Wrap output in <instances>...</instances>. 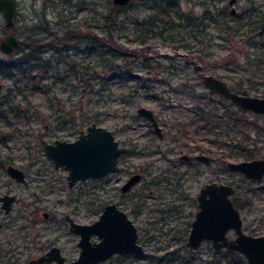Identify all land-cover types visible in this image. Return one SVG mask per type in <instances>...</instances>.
Returning a JSON list of instances; mask_svg holds the SVG:
<instances>
[{"label": "rangeland", "instance_id": "obj_1", "mask_svg": "<svg viewBox=\"0 0 264 264\" xmlns=\"http://www.w3.org/2000/svg\"><path fill=\"white\" fill-rule=\"evenodd\" d=\"M263 19L264 0H132L122 7L113 0L21 2L15 32L24 43L35 38L47 44L24 59L17 58L23 47L0 51V133L6 134L0 139V194L17 196L8 213L0 203V264H30L53 245L66 260L50 264H71L81 247L67 215L92 222L108 202L127 211L145 250L99 264H249L237 252L216 250L209 239L199 248L188 242L199 188L212 180L235 185L232 197L244 226L264 233V177L229 170L225 161L238 155L221 159L239 150L236 143L256 140L264 156V132L253 126L251 138L241 141L245 121L233 130L227 123L214 131L202 127L198 107L221 116L227 101L205 95L194 64L236 90L264 96ZM5 22L0 11V39ZM71 34L75 39L66 48L54 40ZM140 105L154 109L164 137L137 113ZM92 122L112 129L129 151L119 171L71 186L68 169L55 166L44 144L74 139ZM256 124L264 130V116ZM194 147L212 149L208 153L219 160L209 166L179 159L198 151ZM9 162L26 170L25 182L10 176ZM132 172L142 178L123 192Z\"/></svg>", "mask_w": 264, "mask_h": 264}, {"label": "water", "instance_id": "obj_2", "mask_svg": "<svg viewBox=\"0 0 264 264\" xmlns=\"http://www.w3.org/2000/svg\"><path fill=\"white\" fill-rule=\"evenodd\" d=\"M115 4L125 5L132 0H113ZM236 0H230L233 4ZM18 0H0V11L7 24H11L16 16ZM235 7H233V10ZM264 34V20L258 30ZM21 38L14 33L6 34L0 41V48L10 52L20 46ZM201 68L200 64L195 66ZM205 86L233 101L245 110L264 114V96L253 95L231 89L228 83L213 74H203ZM2 83L0 81V90ZM137 113L152 122L153 128L159 137L163 130L153 108L140 105ZM45 153L51 157L55 166L68 169V181L73 185L77 180L89 177H101L119 169V157L127 152L121 146L113 131L103 125L92 123L87 131L75 140L55 139L44 145ZM181 158H190L189 154H182ZM195 157L211 163L213 156L207 153L196 154ZM226 167L231 171H240L248 178L260 179L264 177V156L250 159L227 160ZM7 171L13 177L24 180L25 171L13 163L7 164ZM141 177L140 173L132 175L123 185L127 190ZM236 187L232 183L210 181L205 183L198 194V210L192 221L189 234V243L198 248L205 239L211 240L215 249L239 250L248 257L250 264H264V234H249L243 229V218L240 209L232 199ZM6 211L11 209L15 200L14 194L0 196ZM70 228L80 234L78 244L81 247L79 256L72 264H98L110 258L115 253H143L144 246L138 242V229L127 212L118 207L116 202L107 203L99 217L90 223L75 221L68 217ZM233 229L235 236L230 237L228 232ZM95 234L99 239L92 240ZM56 260L63 263L65 257L58 246H53L45 254L31 259L30 264H50Z\"/></svg>", "mask_w": 264, "mask_h": 264}, {"label": "flooded vegetation", "instance_id": "obj_3", "mask_svg": "<svg viewBox=\"0 0 264 264\" xmlns=\"http://www.w3.org/2000/svg\"><path fill=\"white\" fill-rule=\"evenodd\" d=\"M23 1H25V0H18V6H19V4L21 3V2H23ZM33 3H36V1L37 0H31ZM47 1H49V0H47ZM236 2V1H235ZM234 2V3H235ZM48 3V2H47ZM131 3V2H130ZM233 3V4H234ZM128 4V3H127ZM127 4H125V5H127ZM123 5V4H122ZM234 7V6H233ZM17 10H18V8H17ZM231 11H232V13H235V11H236V8L233 10V8H231ZM16 15H17V13H16ZM16 17V16H15ZM14 20H15V18H14ZM13 20V21H14ZM264 20V19H263ZM263 22V21H262ZM6 23V22H5ZM13 23V22H12ZM12 23L11 24H7L6 23V26L4 27V35H3V37L6 35V34H8V33H14V34H16L17 36H19L16 32H15V30H14V28H13V25H12ZM206 24L208 23V22H205ZM205 24V25H206ZM7 26H10L9 28H7ZM231 29V28H230ZM2 37V38H3ZM20 37V36H19ZM79 37H81V36H78V38ZM2 38L0 39V41L2 40ZM21 38V37H20ZM69 40V41H65V40ZM71 39L73 40V39H75V35H73V34H71V36H65V37H57V38H54V40H56L57 42L58 41H64L65 42V48L67 47V46H69L68 44L70 43V41H71ZM40 41V40H39ZM38 40H36L35 38H28V40L26 41V43H24V41H23V39L21 38V41H20V46L19 47H17V48H14L12 51H10V52H5V51H3L1 48H0V51H2L3 53H5V54H7V53H12V52H14V51H16L17 49H20L21 47H23L22 48V52H23V54H22V56H19V57H17L18 59H24L25 57H27L26 55H31L34 51V49H37V51H41V50H43V48L45 47V45L47 44V43H42V42H39ZM53 42V41H52ZM24 44L26 45V46H24ZM86 47H88L87 45H85ZM28 49L29 50H31L32 52H28ZM191 63H194V60H192L191 61ZM199 64V63H198ZM197 65V63L196 64H194V68L198 71V75H199V78H200V80L202 81V84L205 86V84H204V82H203V74H206L207 72H202V70H203V68H202V65H201V68H199V69H197L195 66ZM210 74H212V73H210ZM214 75V74H213ZM216 76V75H215ZM218 77V76H217ZM221 78V77H220ZM223 79V78H222ZM225 80V79H224ZM226 81V80H225ZM227 82V81H226ZM1 83H2V81H1ZM228 83V82H227ZM228 85L230 86V84L228 83ZM2 86H3V83H2ZM206 88H207V91H206V93H205V95L208 97V98H212V99H215V97H216V99L215 100H218V99H225V101H231L230 99H228V98H226V97H224L222 94H220V93H217V92H215L214 90H212L211 88H208L207 86H205ZM231 87V86H230ZM1 89H2V87H1ZM231 89H233V90H235V91H239V92H245V90H243V91H240V90H236V89H234V88H232L231 87ZM1 91V90H0ZM247 93V92H246ZM254 95V94H253ZM261 96V95H260ZM218 98V99H217ZM233 104H235L233 101H231ZM240 107V106H239ZM247 111H251V110H247ZM254 112V111H253ZM156 114V113H155ZM259 114H262V113H259ZM157 116V115H156ZM145 118V117H144ZM147 119V118H146ZM158 119V118H157ZM148 120V119H147ZM150 123H151V125H152V122L150 121V120H148ZM158 121H159V119H158ZM92 123H94V122H92ZM91 123V124H92ZM96 123V122H95ZM91 124H88L87 126H86V128L85 129H81V131H80V133L74 138V139H71V140H75L76 138H78V136L81 134V132H83V131H87V127L89 126V125H91ZM159 124H160V122H159ZM161 125V124H160ZM204 125H202V127H203ZM161 127H162V125H161ZM152 128H153V125H152ZM112 130V129H111ZM153 130H154V128H153ZM162 130H163V127H162ZM214 131V130H213ZM1 132V131H0ZM154 132L156 133V131L154 130ZM114 133V132H113ZM218 133V132H217ZM157 134V133H156ZM157 136L159 137V135L157 134ZM5 138L6 137V134H3L2 135V133H0V139H2V138ZM116 137V136H115ZM162 137H164V130H163V136ZM162 137H160V138H162ZM55 139H62V138H55ZM54 139V140H55ZM54 140L53 141H51V142H54ZM65 140H67V139H65ZM213 140V143H215V136H214V138L212 139ZM46 143H48V142H46ZM119 143H120V141H119ZM45 145V144H44ZM120 145H121V143H120ZM121 146H125L126 148H127V152L129 151V147H128V145H121ZM194 148H196L198 151H196V152H192V153H186V152H184V153H182V154H189L191 157L190 158H181L180 156L182 155V154H180L179 155V159H181V160H184L185 162H187V163H189L190 165H193V164H197V163H199V162H201V163H204V164H207V165H209V166H211L212 164H213V162H216V160H219V156H215V155H213V154H209L208 152H210V151H212V149H210V148H205V149H202V148H200V147H194ZM127 152H125V153H127ZM125 153H123V154H125ZM199 153H207V154H209V155H211V156H213L214 157V159L212 160V162L211 163H207V162H204V161H202V160H199V159H197L196 157H195V155L196 154H199ZM122 154V155H123ZM121 155V156H122ZM120 156V157H121ZM120 157H119V159H120ZM52 159V158H51ZM241 159H246V158H241ZM53 160V159H52ZM231 160H233V159H231ZM237 160H239V159H237ZM120 161V160H119ZM119 161H118V165H119V169L117 170V171H119L120 170V164H119ZM227 161V160H226ZM226 161H225V163H226ZM54 162V161H53ZM9 163H12V162H9ZM13 164H15V163H13ZM55 164V163H54ZM16 165V164H15ZM19 166V165H18ZM57 167V166H56ZM59 167V166H58ZM22 168V167H21ZM65 168V167H64ZM6 169H7V165H6ZM24 169V168H23ZM24 171H25V173H26V175H25V179L24 180H20V179H17V178H15V177H13L11 174H10V176L11 177H13V178H15L16 180H18V181H26L27 180V172H26V170L24 169ZM115 172V171H114ZM201 172V169H199L198 171H197V173H200ZM112 173V172H111ZM136 173H140L141 174V177H140V179L142 178V173L141 172H132V174L124 181V183L132 176V175H134V174H136ZM110 174V173H109ZM68 175V174H67ZM108 175V174H107ZM106 176V175H105ZM68 178V177H67ZM248 178V177H247ZM139 179V180H140ZM249 179H254V178H249ZM261 179V178H260ZM80 180V179H79ZM79 180H77V181H79ZM138 180V181H139ZM76 181V182H77ZM138 181H136L135 183H137ZM213 181V180H212ZM216 181H219V180H216ZM75 182V183H76ZM208 182H210V181H208ZM68 183H69V181H68ZM74 183V184H75ZM123 183V184H124ZM135 183H133L127 190H123L122 189V185H121V189H122V191L123 192H127V191H129L131 188H132V186H134V184ZM205 183H207V182H205ZM204 183V184H205ZM229 183V182H228ZM73 184V185H74ZM203 184V185H204ZM233 184V183H232ZM70 185V184H69ZM203 185H201V187L203 186ZM72 186V185H71ZM200 187V188H201ZM200 188H199V192H200ZM236 191V190H235ZM199 192H198V194H199ZM5 194H13V193H7V192H5V193H3V194H0V196H2V195H5ZM198 194H197V197H198ZM15 195V194H14ZM16 198H17V196L15 195V200H16ZM232 199H233V197H232ZM15 200L11 203V209H12V207H13V204H14V202H15ZM197 200H198V198H197ZM234 201V200H233ZM3 200L2 199H0V203H1V205H2V207L4 208V210H5V212L6 213H8V212H10L11 211V209L9 210V211H6V209H5V207L3 206ZM109 203V202H108ZM117 203V202H116ZM235 203V202H234ZM107 204V203H106ZM105 204V205H106ZM104 205V206H105ZM117 205H118V203H117ZM237 206V205H236ZM118 207H120L119 205H118ZM104 208V207H103ZM120 208H122V207H120ZM239 208V207H238ZM123 209V208H122ZM240 209V208H239ZM125 210V209H124ZM198 210V209H197ZM102 211H103V209H102ZM101 211V212H102ZM126 211V210H125ZM241 211V210H240ZM127 212V211H126ZM197 212V211H196ZM128 214V213H127ZM196 214V213H195ZM100 215V214H99ZM242 215V214H241ZM128 216H129V214H128ZM68 217H71V216H69V215H67V218ZM99 217V216H98ZM97 217V218H98ZM130 217V216H129ZM73 218V217H72ZM96 218V219H97ZM195 218V217H194ZM193 218V219H194ZM243 218V217H242ZM69 219V218H68ZM74 219V218H73ZM193 219H192V221H193ZM75 220V219H74ZM95 220V219H94ZM76 221V220H75ZM192 221H191V227H192ZM70 222V221H69ZM78 222V221H77ZM82 223H90V222H82ZM135 223V222H134ZM0 225H1V220H0ZM137 226V225H136ZM137 229H138V227H137ZM243 229L247 232V233H249V234H254V235H260V234H264L263 232H260V233H258V232H255L254 230L255 229H253L252 227H249V226H244V221H243ZM72 230V229H71ZM191 230V229H190ZM73 231V230H72ZM75 232V231H74ZM190 234V233H189ZM80 235V234H79ZM228 235L230 236V237H234L235 236V231L233 230V229H231L229 232H228ZM93 236H95V238L96 239H93V238H91L92 240H97V239H99L98 238V236L97 235H95V234H93L92 235V237ZM80 239V238H79ZM206 240V239H205ZM140 240H139V230H138V242H139ZM188 242H189V236H188ZM139 243H141V242H139ZM203 243V242H202ZM142 244V243H141ZM190 244V243H189ZM143 245V244H142ZM202 245V244H201ZM200 245V246H201ZM53 246H57V245H53ZM53 246H51L50 248H52ZM80 246V245H79ZM144 246V245H143ZM59 247V246H58ZM192 247V246H191ZM50 248L48 249V250H50ZM199 248V247H198ZM59 249H60V247H59ZM47 250V251H48ZM145 250V249H144ZM217 250V249H216ZM218 250H222L223 252H228V251H234V252H237V253H239L240 254V258L242 259V260H244V261H247L248 263H249V260H248V257L245 255V254H243L242 252H240L239 250H228V249H226V248H222V249H218ZM47 251H45L43 254H45ZM60 251H61V249H60ZM129 253H136V252H129ZM43 254H40V255H38V256H36V257H33V258H31V259H35V258H38V257H40L41 255H43ZM61 254H62V252H61ZM115 254H121V253H115ZM115 254H113V255H115ZM136 254H140V253H136ZM63 255V254H62ZM112 255V256H113ZM64 256V255H63ZM79 256V255H78ZM111 256V257H112ZM65 257V256H64ZM110 257V258H111ZM30 259V260H31ZM76 259V258H75ZM109 259V258H108ZM30 260H29V263H30ZM65 260H66V258H65ZM107 260V259H106ZM54 261H56V260H54ZM105 261V260H104ZM53 262V261H52ZM57 262V261H56ZM65 262V261H64ZM102 262V261H101ZM58 263V262H57ZM100 263V262H99ZM98 263V264H99ZM72 264V263H71ZM250 264V263H249Z\"/></svg>", "mask_w": 264, "mask_h": 264}, {"label": "trees", "instance_id": "obj_4", "mask_svg": "<svg viewBox=\"0 0 264 264\" xmlns=\"http://www.w3.org/2000/svg\"><path fill=\"white\" fill-rule=\"evenodd\" d=\"M117 6H123V5H119L117 4ZM206 24V23H204ZM10 26H7V28H9ZM230 29V28H227ZM213 101H217L215 99H212ZM220 100H225V99H220ZM218 102V101H217ZM228 102V101H227ZM223 103V114H221V116L217 113V112H213V110L210 109V107H206L203 106L198 107L197 109V114H198V118L201 120H204V123L202 125H204L205 127H209L211 128V130H215V127L218 126H222L223 123H227L226 127H231V129L233 130L232 127L235 126V124H238V122H242L245 121L246 123H248L247 128L245 127V129L240 131V136H241V141H245L250 139V129L253 126L258 127V133L261 134L264 132L263 129L260 128V126H258L256 124V121L259 117L264 116V114H259L253 111H247L241 107H239L236 104H233L231 101H229L228 103ZM217 107V106H215ZM219 108V107H217ZM252 116V120L250 119H246V117ZM225 117L227 119H225ZM231 121H234L235 123L232 124ZM221 132H218L217 134H215V139H217L218 134ZM238 135H236L235 137H237ZM234 139V138H233ZM218 140V139H217ZM216 140V141H217ZM234 147L239 148V150L237 152H231L230 154H225L223 156H221V159H224L230 155H238L240 156V158H246V159H250L253 157H257L258 156V149H260L261 147L257 145V140L252 142V143H247V144H242V143H236Z\"/></svg>", "mask_w": 264, "mask_h": 264}]
</instances>
